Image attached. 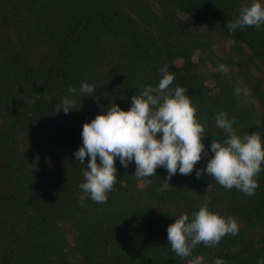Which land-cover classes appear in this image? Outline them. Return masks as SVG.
I'll use <instances>...</instances> for the list:
<instances>
[{
	"label": "trees",
	"instance_id": "obj_1",
	"mask_svg": "<svg viewBox=\"0 0 264 264\" xmlns=\"http://www.w3.org/2000/svg\"><path fill=\"white\" fill-rule=\"evenodd\" d=\"M243 2L0 0V264H213L217 256L261 264L264 166L247 195L214 176L198 178L195 167L169 184L162 166L137 177L134 161L123 167L116 159L108 199L81 202L88 156L84 164L74 156L83 122L112 102L128 108L133 94L158 83L164 64L175 72L169 87L187 88L209 155L211 140L228 135L215 123L222 109L241 135L264 138V25L227 27ZM219 38L231 46L216 50ZM81 81L96 84L94 94L80 92ZM236 86L249 93L236 95ZM64 96L77 109L56 111ZM204 204L234 216L239 230L181 257L167 225Z\"/></svg>",
	"mask_w": 264,
	"mask_h": 264
},
{
	"label": "clouds",
	"instance_id": "obj_2",
	"mask_svg": "<svg viewBox=\"0 0 264 264\" xmlns=\"http://www.w3.org/2000/svg\"><path fill=\"white\" fill-rule=\"evenodd\" d=\"M264 25V0H244L239 14L227 21L229 31L237 27ZM226 70L224 64H220ZM164 64L159 68L162 74L156 85L147 84L140 93L131 96V104L123 108L112 102L82 124V143L74 150V156L87 166L83 169V190L79 200L86 197L97 202L108 199V192L118 181L116 159L123 167L135 163L132 174L137 177H151L158 166L167 169L166 180L177 171L189 174L195 167V175L202 173L214 176L227 188L235 186L247 195H254L258 185L257 174L264 166V138L252 131L241 135L234 127L235 118L225 110L216 113L215 123L228 134L223 141L211 140L209 149L202 139L206 129L195 116L196 107L187 95V88L177 84L169 87L175 79V72ZM96 84L81 81L79 91L94 94ZM78 89L69 86V92ZM236 95L248 94L247 86L234 88ZM90 93V94H88ZM74 97L64 96L56 111L67 113L73 108ZM207 156L202 167L196 162ZM99 157V162L97 161ZM170 184V183H169ZM166 185H162L165 187ZM239 224L234 216H224L212 211L207 204L201 205L189 219L182 213L167 225V239L171 248L181 257L189 256L192 248L200 243H218L226 233L236 234ZM213 264H225L217 256ZM264 264V260L261 261Z\"/></svg>",
	"mask_w": 264,
	"mask_h": 264
},
{
	"label": "rangeland",
	"instance_id": "obj_3",
	"mask_svg": "<svg viewBox=\"0 0 264 264\" xmlns=\"http://www.w3.org/2000/svg\"><path fill=\"white\" fill-rule=\"evenodd\" d=\"M231 46V42L224 38H219L216 41L215 48L216 50H226Z\"/></svg>",
	"mask_w": 264,
	"mask_h": 264
}]
</instances>
